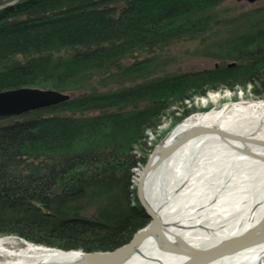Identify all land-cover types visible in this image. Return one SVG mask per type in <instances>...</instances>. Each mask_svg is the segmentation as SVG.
<instances>
[{
    "label": "trees",
    "instance_id": "1",
    "mask_svg": "<svg viewBox=\"0 0 264 264\" xmlns=\"http://www.w3.org/2000/svg\"><path fill=\"white\" fill-rule=\"evenodd\" d=\"M225 1L19 0L0 9V91L70 94L0 117V234L107 251L145 225L130 187L146 133L210 90L264 96V2L232 15ZM179 44L214 64L167 70Z\"/></svg>",
    "mask_w": 264,
    "mask_h": 264
},
{
    "label": "bare ground",
    "instance_id": "2",
    "mask_svg": "<svg viewBox=\"0 0 264 264\" xmlns=\"http://www.w3.org/2000/svg\"><path fill=\"white\" fill-rule=\"evenodd\" d=\"M219 98L210 93L203 103ZM195 126L222 133L187 139L147 174L139 194L159 222L116 264H264V99L189 116L167 138ZM227 238V246L208 255L188 249H209ZM16 242L0 236L6 256L0 264L76 261L79 255Z\"/></svg>",
    "mask_w": 264,
    "mask_h": 264
},
{
    "label": "water",
    "instance_id": "3",
    "mask_svg": "<svg viewBox=\"0 0 264 264\" xmlns=\"http://www.w3.org/2000/svg\"><path fill=\"white\" fill-rule=\"evenodd\" d=\"M17 0L10 1L6 4L0 5V8L12 5ZM251 1V0H250ZM70 98V95L64 92L56 91L53 89H40L36 87H21L15 89H7L0 91V117H6L11 115H19L33 109H38L52 104L65 101ZM204 133H219L221 131H216L210 128L195 126L191 127L188 130H184L181 133H178L168 140V135L165 136L160 142H158L151 153L149 154L143 169L141 171L139 181L137 183V198L141 203L146 214L150 217V221L146 224L145 227L138 229L136 233L132 236L131 240L111 251L104 252H91L84 253L78 250H68L73 252H78L77 256L73 260H52L48 264H116L118 261L122 260L125 255L129 252L130 247L137 242L141 237H143L148 232L154 231L155 226L158 224L159 220L155 214L149 209L143 199L140 196V187L142 182L145 180L147 174L154 169L158 163H160L164 158L170 155L175 149H177L183 142L187 139H190L194 136ZM264 161V160H263ZM262 240V239H260ZM256 239L257 241H260ZM254 242V241H253ZM228 238L221 240L218 245H215L212 248L207 249H192L188 248L190 253H198L200 256L208 255L210 252H214L217 249L227 246ZM224 246V247H225ZM63 251V250H59ZM67 252V251H63ZM43 261H40L39 264H45ZM38 264V263H36Z\"/></svg>",
    "mask_w": 264,
    "mask_h": 264
},
{
    "label": "rangeland",
    "instance_id": "4",
    "mask_svg": "<svg viewBox=\"0 0 264 264\" xmlns=\"http://www.w3.org/2000/svg\"><path fill=\"white\" fill-rule=\"evenodd\" d=\"M262 2H264V0H251V1L250 0H226L223 3V6L229 7V8L232 7L234 11L231 14L236 15L241 10H245L247 8L259 5ZM3 4H6V3H3ZM3 4H0V5H3ZM14 4L9 5V6H13ZM9 6H5V7H9ZM231 14L230 16H232ZM185 49H186V45L184 44H179L169 49V55L172 57L173 62L167 67V70L169 71H190V70L208 68L214 64L212 60L206 57L203 58L200 56H188V55L183 54ZM210 93H213V94L219 93L220 98L215 102L207 101L203 103V100L206 99ZM261 99H264V96L254 95L252 92V89H250L249 87H246L244 89L218 88L216 90L208 91L203 96H197V97H193L192 99L186 100L183 106H181L179 109H177L176 107H172L171 112H169V115H166L165 117H163L161 124L156 128V130L148 131L146 133L144 145L142 146L143 150H141L140 148L135 149V156L138 159V161L135 164V166L131 169V187H130V189L133 190V193H132L133 202L135 200L138 203H140L137 198V191H136L137 190V177L141 174L145 161L147 160L154 146L158 142H160L162 139H164L165 136H167L171 132V130L176 126V124H178L183 119L189 116L196 115L198 113H206L211 109L220 110L224 106H226L228 103H233V102L236 103L240 101H257ZM188 110H189L188 114L183 116L184 111H188ZM11 116H18V115H11ZM181 116H183V118L179 119ZM143 152L146 153L147 155L144 156ZM143 156H144V161L143 162L139 161V159H142ZM146 216L148 215L146 214ZM148 222H149V219L145 223V225L140 227L139 229L145 227L146 224H148ZM0 236H8V237L15 238V240L17 241L16 243H18L17 245L19 246H24L25 243H31L35 246L49 249V250H63V251L78 250L84 253L104 252V251H83L81 249H61L59 247L48 246L46 244L34 243L16 234H0ZM7 248H13V247L8 245ZM107 251H111V250H107ZM3 258H6V256H3V254L0 253V260Z\"/></svg>",
    "mask_w": 264,
    "mask_h": 264
}]
</instances>
